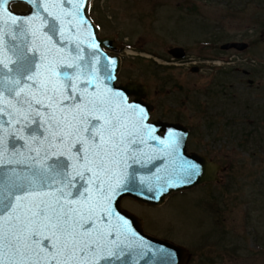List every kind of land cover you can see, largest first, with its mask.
<instances>
[{"label":"snow or ice","instance_id":"6c2138e0","mask_svg":"<svg viewBox=\"0 0 264 264\" xmlns=\"http://www.w3.org/2000/svg\"><path fill=\"white\" fill-rule=\"evenodd\" d=\"M10 2L0 0V264H112L123 250L105 220L127 225L112 201L131 190L118 172L131 137L154 139L147 113L102 83L90 33L89 59L64 46L69 26L87 23L84 0H26L35 13L24 19ZM178 139L169 132L167 143Z\"/></svg>","mask_w":264,"mask_h":264},{"label":"rangeland","instance_id":"374dc122","mask_svg":"<svg viewBox=\"0 0 264 264\" xmlns=\"http://www.w3.org/2000/svg\"><path fill=\"white\" fill-rule=\"evenodd\" d=\"M229 8L224 0H94L90 10L118 43L117 84H145L155 115L181 113V124L196 127L192 147L224 168L218 182L156 209L125 201L150 231L187 248L188 264H264V31L255 24L264 8ZM227 41L248 46L221 49ZM174 46L183 59L168 53Z\"/></svg>","mask_w":264,"mask_h":264},{"label":"water","instance_id":"95a60500","mask_svg":"<svg viewBox=\"0 0 264 264\" xmlns=\"http://www.w3.org/2000/svg\"><path fill=\"white\" fill-rule=\"evenodd\" d=\"M89 1L84 0V8L82 9V15L87 23L79 28L69 26L68 32L74 39L65 42L64 46L67 50H71L79 43L80 48L84 49L82 54L85 55L86 59H89L88 54L94 51L88 47L90 33L91 38L98 45L95 54L100 57V63L96 67L102 83L113 92L121 93L127 103L144 108L148 119V113L152 111L153 105L144 99L146 85L132 79L125 83L116 84L121 59L118 54L109 52V50L116 51L117 49L113 37L99 35V27L93 22L89 14ZM13 3H23L27 8L21 11L13 10L11 7ZM6 7L12 14L22 19L35 13L34 6L29 5L26 0H11ZM63 7L70 9L71 5L64 4ZM53 11H57V9H53ZM41 15L47 17V14L42 10ZM67 19H71V17ZM247 46L248 43L244 41H227L221 44L220 48L223 50L230 48L243 50ZM168 53L175 58H181L185 55L184 49L180 46L170 48ZM105 67L107 71L104 70ZM191 70L197 71L198 68L194 66ZM4 71L7 72V69ZM107 75H111L112 79L105 80L104 77ZM3 119L7 120L8 118L5 116ZM147 119L144 123L153 129L151 136L154 139L149 138L146 132L134 134L131 137V141L134 143H127V153L123 156L118 169V172L122 174L121 178L128 181L127 187L131 190L119 191V194L112 201V205L116 214L122 217L123 221H127V225L124 226L122 221L117 222L114 218L111 221L105 220L106 224L110 223L114 226V231L109 239L116 241L119 248L123 250L120 259L113 258L112 264H187L191 258V253L187 248L146 232L142 227V219L121 208L120 199L129 196L150 206L160 205L166 196L172 192L190 189L205 182H218V172L224 168L204 155L187 152V129L182 124L160 119L147 123ZM127 120L129 130H132L135 117L128 114ZM169 132L178 134L177 145L170 146L167 143ZM5 139L7 141V136ZM161 141L165 142L161 143ZM17 149L19 150V145H17ZM24 151L26 152V149ZM184 161L195 163L199 168L198 174L191 179H187L181 169Z\"/></svg>","mask_w":264,"mask_h":264},{"label":"flooded vegetation","instance_id":"af4514ba","mask_svg":"<svg viewBox=\"0 0 264 264\" xmlns=\"http://www.w3.org/2000/svg\"><path fill=\"white\" fill-rule=\"evenodd\" d=\"M93 3H94V0H91V12H92ZM99 27H100V34H101L102 36H114V35H112V34H110V33H108V34L106 35V34L104 33V26L101 25L100 23H99ZM116 45H118V43H116ZM182 59H183V58H182ZM199 69H200V67H199ZM166 116H167V115H166ZM166 116H165V114L162 113V112H161L159 115H155L154 111H150V112L148 113L147 123H151V122H153L154 120H158V119H160V120H165V121L168 120V122H179V123L182 122V121H181V113H179V112H175V113H174V115H173V116H174L173 119H166ZM182 123H183V122H182ZM183 124H184V123H183ZM183 124H182V125H183ZM184 126H185L186 129H187V137H186V147H187V151H188V152H195V153L200 154V155H204V156H206V157L209 159L208 155H207L206 153H204V152H201V149H200V148H194V147H192V141H191V140H192V138H193V136H192L193 133L196 131V127H192V126L190 127V126H187V125H184ZM160 134H162V132H161ZM211 183H214V182H213V181L205 182V183H202V184H199V185L193 187L192 189L184 190V191H181V192H176V193L170 194L169 196H167V198H166V200H165V202H164L163 204H161V205H159V206H155V207L149 206V205H147V204L139 203V202L133 200V199L130 198V197H123V198H121V200H120V205H121V207L127 209L128 211H130V212H132V213H134V214H136L138 217H140V218L142 219V221H143V229H144L146 232H149V233H151V234H154V235L160 236V235H158V234L153 233L152 231H150V230L147 228L148 219L146 218V216L140 215V214L136 213L135 211H132L129 207H127V206L125 205V201L133 202V203L136 204L137 206H140V207H142V208H145L146 210L156 209V208H158V207L164 205V204L169 200V198H170L171 196H173L174 194L180 195V194H183V193L189 192L190 190H193L194 188L208 186V185L211 184ZM161 237H164V236H161ZM164 238H165V237H164Z\"/></svg>","mask_w":264,"mask_h":264},{"label":"trees","instance_id":"16d2710c","mask_svg":"<svg viewBox=\"0 0 264 264\" xmlns=\"http://www.w3.org/2000/svg\"><path fill=\"white\" fill-rule=\"evenodd\" d=\"M225 4H227L229 9H234L235 7H238L240 9H246L250 5H254L256 8L261 7L264 8V0H224ZM263 13V12H262ZM260 15V18L258 21L255 22L257 24V27H260L261 30L264 31V16ZM223 71V70H222ZM226 75L225 73H220L214 78V84L218 85L220 83V79L224 81ZM233 117V116H232Z\"/></svg>","mask_w":264,"mask_h":264}]
</instances>
